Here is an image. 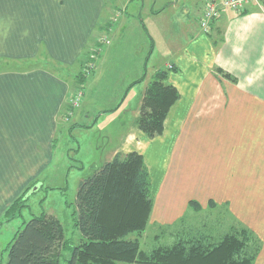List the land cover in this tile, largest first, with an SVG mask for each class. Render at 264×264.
Returning <instances> with one entry per match:
<instances>
[{
    "label": "crops",
    "instance_id": "crops-1",
    "mask_svg": "<svg viewBox=\"0 0 264 264\" xmlns=\"http://www.w3.org/2000/svg\"><path fill=\"white\" fill-rule=\"evenodd\" d=\"M121 1L124 3L118 7ZM146 1L0 0V66H6L0 70V191L3 173L14 172L19 162L28 164L30 169L36 161L32 162V156L37 153L47 159L52 156L53 141L65 126L63 111L73 92L67 79L59 76L62 71L58 69L80 66L100 35L111 45L112 36L114 39L125 28H133V24L150 45L141 59L142 73L136 81L144 78L138 84L144 83L145 91L151 81L146 74L149 61L158 58L174 70L168 73L165 84L178 91L179 100L169 112L164 134L152 140L136 128V112L132 127L120 135L111 160L117 153L137 152L142 156L147 153L149 160L156 163L155 157L161 159L166 150L162 163L164 160L169 163L176 148V137L171 130L175 124L168 125L170 116L183 115L192 107L215 111L240 109L236 111L239 115L264 125V0L249 2L240 11L222 10L205 31L200 27L199 17L206 0H189L191 4L185 0ZM200 2L202 10L197 7ZM115 11L117 16L113 20ZM144 14L152 29L144 22ZM159 39L164 44L162 48ZM20 61H25L26 66L16 64ZM50 61L56 69L45 65L51 64ZM96 63L92 73L97 71ZM158 70L163 69H155L152 75ZM75 79L77 88L84 89ZM136 81L128 85L125 93ZM209 82L215 84L218 92L228 89L231 98H187L193 92L204 91L201 86ZM219 83L223 90H219ZM123 99L113 110L98 112L96 120L108 116V111L116 114ZM83 102L85 93L79 107ZM77 115H80L78 120L83 117L81 111H75L70 118L67 116V122ZM86 115L89 117L90 113ZM260 134L263 140L264 129ZM16 194L4 198L1 210L9 207ZM166 201L174 202L175 197ZM263 252L264 246L254 264H264Z\"/></svg>",
    "mask_w": 264,
    "mask_h": 264
},
{
    "label": "rangeland",
    "instance_id": "rangeland-1",
    "mask_svg": "<svg viewBox=\"0 0 264 264\" xmlns=\"http://www.w3.org/2000/svg\"><path fill=\"white\" fill-rule=\"evenodd\" d=\"M112 1L108 0L109 3ZM162 1L164 0H157V3ZM190 1L185 0L191 4ZM123 3L121 1L117 6L121 7ZM197 7L202 10L203 3H198ZM116 13H113V20ZM143 16L144 22L150 24L146 14ZM149 26L152 29V25ZM117 37L113 39L112 36V44L109 45L103 35H100L95 43L100 45L98 50L94 52L91 49L88 57L82 61L83 64L58 69L62 71L59 76L67 79L71 91L73 90L69 97L80 90L82 98L85 93V103L83 102L82 107H79L80 104L78 107L67 105V109L63 111L66 114L61 119L65 126L53 141L52 156L47 159L37 153L32 156V162L36 161L30 169L28 164L19 162L14 172L3 173V188L0 191V264H5L7 248L15 234L23 228V224L41 213L60 222L65 240L74 245L80 243L82 235L75 226L78 218L76 194L79 183L111 160V153L117 147L120 135L132 127L136 112L140 116L139 102L145 95V84L142 82L130 87L126 93L125 90L141 76V59L149 42L134 24L133 28H125ZM102 44L106 46L101 50ZM159 46L164 47V44L159 43ZM50 62L51 64L45 65L56 69L54 62ZM95 63L97 71L92 73ZM16 64L26 66L25 61ZM2 66L0 70L6 67ZM161 68L168 73L174 72L170 66H164L158 58H154L149 61L146 71L148 80L152 79L155 69ZM77 74L85 76L82 82L84 89L77 88ZM201 87L205 90L201 93L193 92L187 98H231L230 91L225 90L221 84L219 90L224 89L226 93L218 92L213 82ZM124 93L126 96L123 99ZM122 99L124 101L118 106L120 109L116 114L108 111V116L96 120L98 112L113 110ZM172 106L162 123L161 134L154 138L162 136L168 128L166 121ZM237 110L240 109L224 108L215 111L192 107L185 110L186 115L182 113L183 115L170 116L171 122L168 125L175 124L173 129L171 127L173 137H176L175 155L169 163L166 160L162 163L167 154L165 150L161 159L155 157V163L154 160H149L147 153L144 154L143 160L151 180L153 208L145 231L137 236L130 235L129 239L137 238L142 248L150 249L156 242H173L171 236L180 227L179 224H183L184 230L187 226L195 230L198 225L217 219L223 225H242L248 228L259 241L258 258L264 246V137L263 140L260 138L264 125L251 121L248 116L246 118L239 115ZM75 111H81L84 118L78 120L80 115H77L67 122ZM88 112L90 116L85 117ZM253 129L257 131L253 132ZM47 161L48 164H44ZM22 184L23 187L20 188ZM15 192L17 194L14 199L26 192L25 207L19 216L6 221V209L1 210L4 198ZM170 197H175V201H166ZM159 198L161 201L156 203ZM196 200L201 202L200 212L188 206L190 201ZM210 200L216 204L215 208H209ZM63 258H69V250L62 253L60 260V264H67Z\"/></svg>",
    "mask_w": 264,
    "mask_h": 264
},
{
    "label": "trees",
    "instance_id": "trees-1",
    "mask_svg": "<svg viewBox=\"0 0 264 264\" xmlns=\"http://www.w3.org/2000/svg\"><path fill=\"white\" fill-rule=\"evenodd\" d=\"M167 75L166 70L156 71L142 98L137 128L150 139L161 134L168 110L179 99L178 91L165 84ZM84 78L79 75L78 83ZM25 195L5 210L6 221L20 215ZM153 201L143 156L137 152L117 153L79 183L75 222L82 235L79 244L65 240L60 222L41 213L15 234L5 264H60L66 250L69 258L63 260L67 264H254L260 251L254 234L242 225H223L217 219L195 230L191 226L184 230L179 224L171 236L173 242H156L150 249L142 248L137 238L129 237L145 231ZM209 205L211 209L216 207L211 200ZM188 206L196 212L202 209L197 201H190Z\"/></svg>",
    "mask_w": 264,
    "mask_h": 264
},
{
    "label": "built area",
    "instance_id": "built-area-1",
    "mask_svg": "<svg viewBox=\"0 0 264 264\" xmlns=\"http://www.w3.org/2000/svg\"><path fill=\"white\" fill-rule=\"evenodd\" d=\"M249 2H258V0H206L203 12L199 17L200 27L204 31L207 30L212 22L218 18L222 10L230 9L232 11H240ZM93 50L96 52L98 48L96 47ZM81 98L82 92L80 90L75 91L69 98L68 105L71 107H78Z\"/></svg>",
    "mask_w": 264,
    "mask_h": 264
}]
</instances>
